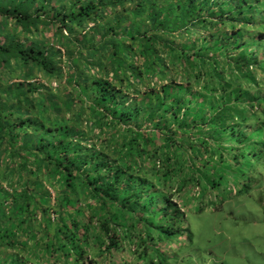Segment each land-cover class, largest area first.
<instances>
[{"label":"trees","instance_id":"1","mask_svg":"<svg viewBox=\"0 0 264 264\" xmlns=\"http://www.w3.org/2000/svg\"><path fill=\"white\" fill-rule=\"evenodd\" d=\"M261 171L264 0H0V264H174Z\"/></svg>","mask_w":264,"mask_h":264},{"label":"rangeland","instance_id":"2","mask_svg":"<svg viewBox=\"0 0 264 264\" xmlns=\"http://www.w3.org/2000/svg\"><path fill=\"white\" fill-rule=\"evenodd\" d=\"M250 179L253 190L233 202L227 196L221 211L190 216L194 242L181 250L184 257L172 258L174 264L179 257L178 264H264V176ZM161 260L164 264L166 259L161 256Z\"/></svg>","mask_w":264,"mask_h":264}]
</instances>
